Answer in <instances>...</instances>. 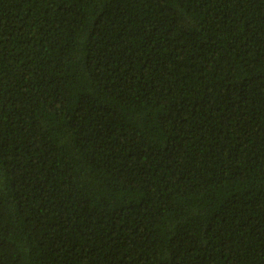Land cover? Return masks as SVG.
Instances as JSON below:
<instances>
[{
    "label": "trees",
    "instance_id": "trees-1",
    "mask_svg": "<svg viewBox=\"0 0 264 264\" xmlns=\"http://www.w3.org/2000/svg\"><path fill=\"white\" fill-rule=\"evenodd\" d=\"M0 264H264V0H0Z\"/></svg>",
    "mask_w": 264,
    "mask_h": 264
}]
</instances>
